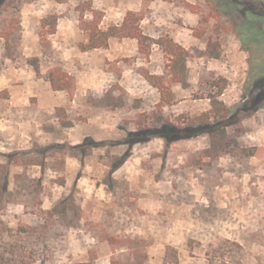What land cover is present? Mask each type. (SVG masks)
<instances>
[{"label": "rangeland", "instance_id": "1", "mask_svg": "<svg viewBox=\"0 0 264 264\" xmlns=\"http://www.w3.org/2000/svg\"><path fill=\"white\" fill-rule=\"evenodd\" d=\"M129 12L188 51L184 83L159 44L85 48ZM166 120L215 130L125 143ZM81 263L264 264V0L0 5V264Z\"/></svg>", "mask_w": 264, "mask_h": 264}, {"label": "trees", "instance_id": "2", "mask_svg": "<svg viewBox=\"0 0 264 264\" xmlns=\"http://www.w3.org/2000/svg\"><path fill=\"white\" fill-rule=\"evenodd\" d=\"M4 0H0V5ZM140 18L133 12H129L120 24L110 25L106 29L93 28L89 35V43L85 48H96L106 44L109 38L112 37H129L137 40L139 49L142 52H148L153 44H159L166 60L168 71L173 81L184 83L187 77V58L188 51L180 44L174 42L168 37H159L157 39L149 37L142 33L139 27ZM205 54L211 58H218L220 53L214 42L210 39L207 41ZM32 61V60H31ZM34 64V63H33ZM37 67L36 64H34ZM146 78L149 82L159 88L160 90L166 89L165 81L160 75H147ZM50 81L53 89L56 90H69L71 88L70 76L64 74L57 68L50 71ZM212 105L216 107L215 98L211 96ZM214 125L210 124L208 120L202 121L196 125L188 126L183 129L174 126L167 122L158 129L143 128L139 131L132 132L127 137L125 143L132 145L138 141H145L152 135L163 137L167 143L181 138H189L201 132H214ZM184 133L185 135L181 134ZM87 143V141L85 142ZM86 146V144H83ZM88 150V147L82 149V152ZM126 159V155L121 157V161L115 163L113 166L116 168L122 161ZM82 264V263H81Z\"/></svg>", "mask_w": 264, "mask_h": 264}]
</instances>
